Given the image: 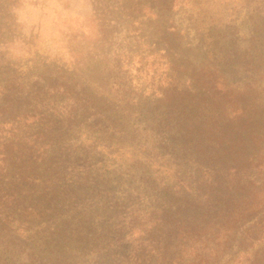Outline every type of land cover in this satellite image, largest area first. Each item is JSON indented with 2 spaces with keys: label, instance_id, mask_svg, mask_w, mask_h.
Listing matches in <instances>:
<instances>
[{
  "label": "trees",
  "instance_id": "trees-1",
  "mask_svg": "<svg viewBox=\"0 0 264 264\" xmlns=\"http://www.w3.org/2000/svg\"><path fill=\"white\" fill-rule=\"evenodd\" d=\"M224 59L231 73L245 67L234 56ZM250 73L264 74V61ZM252 79L254 91L264 89V81ZM63 83L48 78L39 91L33 83V128H13L0 139V264H77L87 248L93 264H242L241 256L264 264L248 253L264 240V226L244 248L246 236L238 235L264 208L263 94L239 98L226 78L223 91L205 84L200 94L185 93L186 106L167 95L138 101L150 122L142 138L149 145L125 166L113 158L120 151L113 136L108 146L97 142L104 153L94 162L73 161L63 145L59 161L52 160L50 147L36 143L62 138L77 123L71 117L106 123L105 114L88 112L93 101ZM3 85L0 96L8 98L27 87L10 78ZM86 118L82 125L93 123ZM108 129L101 127L103 139ZM124 168L144 173L136 188L121 177ZM146 192L143 208L134 204V194ZM238 237L240 248L222 263Z\"/></svg>",
  "mask_w": 264,
  "mask_h": 264
},
{
  "label": "rangeland",
  "instance_id": "rangeland-1",
  "mask_svg": "<svg viewBox=\"0 0 264 264\" xmlns=\"http://www.w3.org/2000/svg\"><path fill=\"white\" fill-rule=\"evenodd\" d=\"M226 56H234L237 65L245 67L231 73ZM263 61L264 0H0V86L9 78L21 88L27 84L16 96H0V139L4 131L32 127L34 110L27 100L33 94L28 88L37 83L33 90L39 91L46 79L57 78L69 84L74 95L93 101L89 113L100 112L107 119L103 124L91 120V115L89 119L78 115L70 118L78 119L76 125L65 129L56 142L49 145V138H39L36 143L47 144L54 152L48 158L59 161L63 145L75 162L100 160L104 152L96 149L102 145L97 142L108 146L113 136V144L120 148L113 158L128 166L149 145L142 138L150 122L139 113L138 101L153 103L167 95L184 100L186 106L187 95L202 93L205 84L223 91L226 78L239 98L264 95L263 86L254 91L249 84L252 78L264 81V74L250 73ZM84 118L93 123L82 125ZM103 125L109 127L104 139ZM120 174L135 188L144 178L135 168H124ZM136 194L134 204L143 208L150 194ZM263 226L264 208L240 226L238 235L246 236L243 248L248 235ZM241 240L233 243L222 263L236 253ZM248 253L263 259L264 240L255 242ZM93 261L87 248L75 263ZM240 261L250 264V257L241 256Z\"/></svg>",
  "mask_w": 264,
  "mask_h": 264
}]
</instances>
